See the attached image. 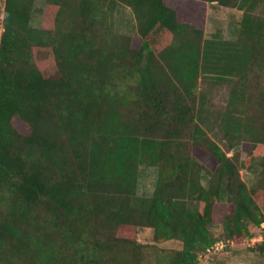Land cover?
<instances>
[{
  "label": "trees",
  "instance_id": "1",
  "mask_svg": "<svg viewBox=\"0 0 264 264\" xmlns=\"http://www.w3.org/2000/svg\"><path fill=\"white\" fill-rule=\"evenodd\" d=\"M45 1L36 28V0H5L0 264H198L220 243L212 228L249 237L264 157L250 189L240 148L264 144V0ZM208 5L241 11L236 42L205 37ZM119 6L136 37L115 32ZM204 70L233 86L220 116L231 156L199 123ZM142 164L159 171L149 196ZM144 228L183 246L141 244Z\"/></svg>",
  "mask_w": 264,
  "mask_h": 264
},
{
  "label": "rangeland",
  "instance_id": "2",
  "mask_svg": "<svg viewBox=\"0 0 264 264\" xmlns=\"http://www.w3.org/2000/svg\"><path fill=\"white\" fill-rule=\"evenodd\" d=\"M36 10L32 17V26L38 28L44 22L45 0H36ZM5 0H0V38L3 32ZM242 17L241 11L237 9L216 7L208 5L205 37L209 40L222 42H236L238 36V22ZM136 20L128 7L119 6L115 14V32L136 37ZM136 39V38H135ZM138 41V39H136ZM231 46V45H230ZM222 75L217 73L211 75L205 70L201 76L197 88L199 123L208 131L228 155L233 154L228 149L223 139V132L220 127V116L224 113L228 101L232 83L222 81ZM241 151V176L250 189H256L261 177V161L264 157V144H259L252 155L247 154L244 148ZM158 168L142 164L139 168L138 192L140 195L149 196L155 189L158 179ZM203 184L207 185V178L204 177ZM229 210V208H226ZM264 212V209H263ZM251 235L240 240H227L221 227L212 228V232L223 243V247H212L199 255L198 264H264V254L257 251V246L263 242L264 228L251 226ZM141 244L156 245L164 250H179L182 242L169 240L155 243L153 240V229H140L136 236Z\"/></svg>",
  "mask_w": 264,
  "mask_h": 264
},
{
  "label": "built area",
  "instance_id": "3",
  "mask_svg": "<svg viewBox=\"0 0 264 264\" xmlns=\"http://www.w3.org/2000/svg\"><path fill=\"white\" fill-rule=\"evenodd\" d=\"M261 227L264 228V222L261 224ZM263 242H264V239H263ZM218 246L223 247V243L222 242L217 243L216 247Z\"/></svg>",
  "mask_w": 264,
  "mask_h": 264
},
{
  "label": "crops",
  "instance_id": "4",
  "mask_svg": "<svg viewBox=\"0 0 264 264\" xmlns=\"http://www.w3.org/2000/svg\"><path fill=\"white\" fill-rule=\"evenodd\" d=\"M205 177V176H204ZM206 178V177H205ZM158 180V179H157ZM153 192H154V190H152V193L150 194V195H152L153 194Z\"/></svg>",
  "mask_w": 264,
  "mask_h": 264
}]
</instances>
